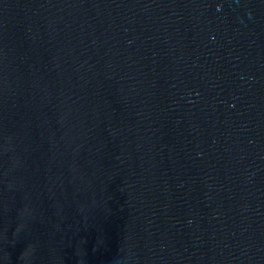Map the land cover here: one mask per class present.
<instances>
[{"label":"water","instance_id":"obj_1","mask_svg":"<svg viewBox=\"0 0 264 264\" xmlns=\"http://www.w3.org/2000/svg\"><path fill=\"white\" fill-rule=\"evenodd\" d=\"M0 264H264V0H0Z\"/></svg>","mask_w":264,"mask_h":264}]
</instances>
